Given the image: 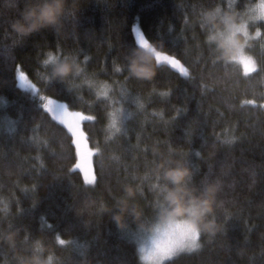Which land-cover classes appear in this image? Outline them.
<instances>
[{
  "label": "trees",
  "instance_id": "obj_1",
  "mask_svg": "<svg viewBox=\"0 0 264 264\" xmlns=\"http://www.w3.org/2000/svg\"><path fill=\"white\" fill-rule=\"evenodd\" d=\"M201 2L77 0L74 19L19 36L10 25L25 0H0V78L9 81L0 86V231L16 229L13 243L0 239V264H19L36 238L57 264H143L128 232L157 215L152 203L156 195L162 200L168 182L157 179L156 164H145L153 149L169 146L187 157L166 162L183 161L190 178L196 165L202 174L211 163L206 180L188 183L197 190L216 185L211 215L220 227L201 233L198 249L168 264H264V36L247 50L258 70L245 75L236 63L213 64L198 19ZM133 23L158 50L183 58L194 78L163 62L151 80L113 78L120 64L126 72L121 45L133 43ZM49 51L74 58L81 71L53 77L43 62ZM16 65L27 89L18 86ZM49 97L66 107L53 111ZM247 100L256 104H241ZM110 113L118 116L113 128ZM84 114L92 119L82 120ZM77 141L92 151V184L73 167ZM121 201L127 205L118 225L113 214Z\"/></svg>",
  "mask_w": 264,
  "mask_h": 264
},
{
  "label": "clouds",
  "instance_id": "obj_2",
  "mask_svg": "<svg viewBox=\"0 0 264 264\" xmlns=\"http://www.w3.org/2000/svg\"><path fill=\"white\" fill-rule=\"evenodd\" d=\"M229 3L220 6L213 5L202 13L203 22L207 25L205 40L212 45L216 59L226 63L240 62L246 71L258 70V64L248 53V48L254 39L264 36V29L253 27L264 22V0H248L246 9L230 8ZM77 15V0H25L20 14L10 27L19 35H27L39 28L55 27L66 18ZM126 72L138 79H151L155 73L156 64L154 54L144 47H133L126 57ZM45 64H50L53 77L61 79L69 74L81 71V66L65 55L60 57L49 51ZM118 111V109L114 110ZM108 127L115 126L114 113H110ZM158 173L168 182L161 186L163 206L158 208V222L163 225H179L183 235L180 242L185 247H199L200 233H215L220 225L211 215L215 201L216 185L206 184L202 190H197L188 183L191 176L190 169L181 160H159L155 165ZM129 194L131 190L129 189ZM127 202L121 201L119 211L113 214L118 225H122V215ZM135 216L139 212L131 209ZM10 227V225H8ZM180 231V232H181ZM16 229L0 231V239L14 242ZM57 243L59 239L55 238ZM141 260L146 264H156L151 252L144 251ZM58 258L54 251L43 244L40 238L33 240L27 256H20L19 264H57Z\"/></svg>",
  "mask_w": 264,
  "mask_h": 264
},
{
  "label": "snow or ice",
  "instance_id": "obj_3",
  "mask_svg": "<svg viewBox=\"0 0 264 264\" xmlns=\"http://www.w3.org/2000/svg\"><path fill=\"white\" fill-rule=\"evenodd\" d=\"M219 4L220 6H223V0H202V2L199 4L200 8V14L198 16L199 22H200V28L203 29L205 32L208 31L207 25L203 22L201 13L207 9L211 8L213 5ZM247 3L244 2V0H229V7L230 8H235V9H246L247 8ZM260 9L264 10V5H259L258 6ZM187 19V17H185ZM260 27L259 29H264V22L259 23ZM256 25L254 24L253 27ZM131 33L134 36V41L130 45H121L122 51H123V59H126V54L127 50L130 47H144L149 50H151L154 54V60L155 64L158 67L162 62L166 63L173 71H178L180 76L182 77H192L193 76V69L191 66H186L185 62H182L183 58L178 59L176 55H170L165 51L158 50L157 47L153 45V43L150 42L149 38L146 37V34L139 28V26L136 23H133L131 25ZM208 55L212 58V63L213 64H219L218 59L215 57V52L211 46V44L208 45ZM87 59V57H86ZM115 63V60H114ZM238 67L242 66L243 73L245 75L252 73L253 71H246L243 67V65L240 62H236ZM223 65L225 67L228 66V63L224 62ZM15 79L18 82V86L23 89H27L29 87L28 81L25 78V72L21 70L20 65H16L15 69ZM113 78L115 76H123L125 81H131L134 80L133 77L130 75L126 74L125 68L123 64H120L115 67V70L111 73ZM137 81H144V80H139L135 79ZM151 80V79H150ZM9 81L7 79H2L0 78V86H4L7 84ZM205 85L204 78L201 77V82H200V87L201 90H203V87ZM101 95H104V93H101ZM130 96L129 93H127V90H122V97L124 99H127V97ZM52 103L50 107L52 108L53 111L59 108H64L66 107V103H61L58 100L54 99L53 97L48 98ZM241 104H252L255 105L256 101L255 100H247V101H241ZM264 107V105H262ZM82 112V111H81ZM175 116V114H174ZM91 116H86L84 114V119L82 120H91ZM171 119V118H169ZM81 120V121H82ZM81 121H80V126H81ZM167 124V121L165 122ZM187 135L185 136V141L189 142L190 141V135H191V129H186ZM176 156L178 158H186L187 153L184 152L183 149H178L174 150L171 146L168 147L167 151L165 152H160L157 153L155 149H153V156L150 161H146L145 166L150 168L151 166L156 164L157 159H163V160H168L172 156ZM197 156H201L199 152L196 153ZM212 165L209 163L208 168L206 171H204L202 174L200 173L197 165L195 166V174L193 177L189 178V182L192 183L193 185H198L200 182L203 180H206L211 174H212ZM156 176L157 179H160L158 171H156ZM25 187H29L26 185ZM30 187H34V185H31ZM163 206V201L159 198V195L155 196V201L152 203V211L157 214L158 208ZM142 214H143V209H142ZM169 225H163L161 223H158L153 235L149 237V243L146 247L142 248L141 251H148L151 252L152 255L155 257L156 264H161V262H165V264H168V262L171 260V258L179 255L182 252H190L194 249H198L199 247H185L181 242V236L183 235L182 231L179 232V234H171L169 230ZM201 233L199 234V236ZM57 239H59L60 244L66 243V241L62 238H59L58 235L56 236Z\"/></svg>",
  "mask_w": 264,
  "mask_h": 264
},
{
  "label": "rangeland",
  "instance_id": "obj_4",
  "mask_svg": "<svg viewBox=\"0 0 264 264\" xmlns=\"http://www.w3.org/2000/svg\"><path fill=\"white\" fill-rule=\"evenodd\" d=\"M264 105V103L262 104ZM261 105V106H262ZM264 108V107H263ZM79 117L80 114H77ZM117 115L115 116V121L117 120ZM77 143L80 145V147H76V160L73 164V167L80 171L84 181L87 184H92L94 180L91 164L88 161L89 155L92 153V151L85 147V145L80 144L81 141H77ZM158 217H154L153 219H150L148 221H145L139 228L136 230L128 232V235L130 238L135 240V243L137 245V250L139 254V259L143 264H146V262L141 260V256L143 252L141 251L142 248L146 247L149 243V237H151L155 231V228L158 224ZM169 230L171 234H179L181 231V226L179 225H170ZM196 250V249H194ZM192 250V251H194ZM191 252V251H190ZM163 262H161L162 264Z\"/></svg>",
  "mask_w": 264,
  "mask_h": 264
}]
</instances>
